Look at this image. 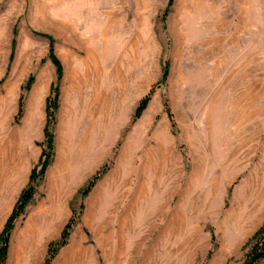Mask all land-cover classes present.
<instances>
[{"label": "rangeland", "instance_id": "obj_1", "mask_svg": "<svg viewBox=\"0 0 264 264\" xmlns=\"http://www.w3.org/2000/svg\"><path fill=\"white\" fill-rule=\"evenodd\" d=\"M168 4L0 0V232L59 95L7 264H43L73 216L53 264H244L264 240V0Z\"/></svg>", "mask_w": 264, "mask_h": 264}, {"label": "trees", "instance_id": "obj_2", "mask_svg": "<svg viewBox=\"0 0 264 264\" xmlns=\"http://www.w3.org/2000/svg\"><path fill=\"white\" fill-rule=\"evenodd\" d=\"M174 0H169L167 10L171 8L173 5ZM166 11V13L168 12ZM54 60L58 66V76L59 79L62 75V67L57 58L54 57ZM169 75V66L166 65L164 72H163V79L165 81L167 76ZM58 88L56 87V94L54 98L49 97L47 100V114H48V125L45 129L46 134V143L45 149L43 151V157L38 167H35L31 172V179L29 185L22 191L18 201L16 202L14 209L10 216L7 219V222L0 232V264H7L9 257H10V250H11V241L13 231L15 229L16 222L25 216L27 213L28 207L35 199V195L38 191L39 185L44 181L46 172L51 165L54 157V149H55V140H54V133L52 126L55 124V116L56 111L58 109ZM150 100V95L145 97L139 104L135 118H139L145 108L148 105ZM165 108L170 117H172V113L168 103H165ZM103 174V173H102ZM101 173H97L94 177L88 182L86 187L84 188L83 192L84 195H88L89 192L96 186L97 182L101 179ZM75 214V211H74ZM77 223V218L73 216L66 226L64 227L62 234L59 239L51 241L48 245L47 255L43 262V264H53L54 260L56 259L57 255L59 254L60 250L67 245L68 240L70 238L71 232L74 229ZM262 259H264V240L256 246L254 251L250 254L248 259L245 261L244 264H258Z\"/></svg>", "mask_w": 264, "mask_h": 264}, {"label": "crops", "instance_id": "obj_3", "mask_svg": "<svg viewBox=\"0 0 264 264\" xmlns=\"http://www.w3.org/2000/svg\"><path fill=\"white\" fill-rule=\"evenodd\" d=\"M28 182V177H27V175H26V178L24 177V179L20 182V185L22 186V187H20L19 188V196L21 195V191H23L22 189L24 188L23 186H25L26 185V183ZM35 197H36V195H35ZM35 200V199H34ZM33 203V202H32ZM31 203V204H32Z\"/></svg>", "mask_w": 264, "mask_h": 264}]
</instances>
